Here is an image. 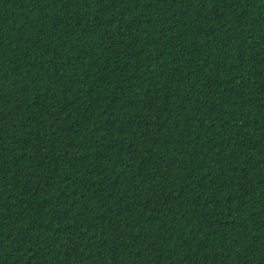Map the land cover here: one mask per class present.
<instances>
[{
	"label": "trees",
	"instance_id": "obj_1",
	"mask_svg": "<svg viewBox=\"0 0 264 264\" xmlns=\"http://www.w3.org/2000/svg\"><path fill=\"white\" fill-rule=\"evenodd\" d=\"M0 264H264V0H0Z\"/></svg>",
	"mask_w": 264,
	"mask_h": 264
}]
</instances>
